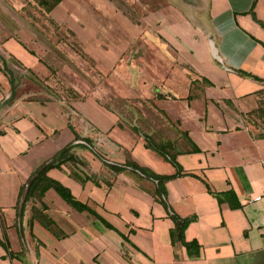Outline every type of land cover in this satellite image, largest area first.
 Wrapping results in <instances>:
<instances>
[{
  "label": "crops",
  "instance_id": "1",
  "mask_svg": "<svg viewBox=\"0 0 264 264\" xmlns=\"http://www.w3.org/2000/svg\"><path fill=\"white\" fill-rule=\"evenodd\" d=\"M0 6L9 3L0 0ZM151 27L153 32L137 34L139 44L145 40L152 47L150 61L128 52L132 41L124 30L118 45L100 53L92 51L91 37L72 30L87 55L103 63L121 97L147 90L154 113L165 115L175 125L171 132L185 137L187 149H173L179 169L160 164L157 153L145 147L138 122H154L141 116L137 124L128 122L101 104L99 95L17 94L5 101L12 87L0 63V215L12 225L21 186L35 167L75 143V134L89 137L112 161L131 159L157 174L178 171L164 183L167 205L155 194L154 182L131 169L113 171L77 146L74 153L86 162L78 171L95 180L74 178L70 164L46 174L114 229L55 196L64 214L71 211L68 219L43 199L55 232L35 219L31 235L26 206L23 247L9 244L20 257L8 258L0 245V264H264V129L248 121L255 112L264 120V0H200L192 9L170 0L152 15ZM15 44L0 39V62L12 53L35 66ZM172 214L190 219L183 231L189 247L171 240ZM11 230L6 229L9 241Z\"/></svg>",
  "mask_w": 264,
  "mask_h": 264
},
{
  "label": "rangeland",
  "instance_id": "2",
  "mask_svg": "<svg viewBox=\"0 0 264 264\" xmlns=\"http://www.w3.org/2000/svg\"><path fill=\"white\" fill-rule=\"evenodd\" d=\"M4 1L9 3V7L0 6V39L4 41L12 39L17 43L15 45L27 51L35 62V66L29 68L12 53L5 55L6 63L0 62L13 78L16 86L15 95L29 94L28 98L60 96L85 98L89 94L99 95L101 104L111 107L128 122L137 124L141 121L136 118L137 116H141L144 121L148 120L149 124L154 122V126L150 125L151 127L138 122L140 130L145 131L142 132L143 139L146 136L147 141L153 144L164 142L167 146L166 151L170 154L175 148L187 149L183 142L185 137L171 132L175 125L167 120L165 115L160 117L158 113H154L151 99L147 97V90L142 94L137 92L133 97H121L117 90L119 88L109 85L105 75L107 69L103 63L87 55L86 49L72 30V28L76 30L83 38L91 37L92 51L97 53L113 43L118 45L119 33L124 30L128 42L132 41L128 52L141 55L143 60L145 58L146 61H150L153 56L152 47L145 40L139 44L137 34L141 29L153 32L152 15H158L170 0H62L60 3H57L59 0H47L46 3H40L39 0ZM179 1L188 9L194 8L200 2ZM55 4L51 10L50 6ZM137 48L138 53L135 52ZM248 121L253 126L264 129V120L256 112L249 116ZM84 122L82 121L83 124ZM148 131L152 133H146ZM157 156L160 164L168 162L160 154L157 153ZM79 157L83 159L82 156ZM83 160L81 161L85 162ZM50 192L41 200L36 198L29 201L27 208L45 210L47 208L43 201L45 199L55 209L54 213L64 214V205L62 207L60 205L62 203L54 202L57 200L56 197L61 202L64 201L54 190ZM69 213L71 211L67 209L64 214L68 219ZM22 218L15 217L12 225L7 226L4 217L0 215V238H3L4 231L12 247L17 245L23 247ZM8 227L12 229L9 233L10 241L6 231Z\"/></svg>",
  "mask_w": 264,
  "mask_h": 264
},
{
  "label": "trees",
  "instance_id": "3",
  "mask_svg": "<svg viewBox=\"0 0 264 264\" xmlns=\"http://www.w3.org/2000/svg\"><path fill=\"white\" fill-rule=\"evenodd\" d=\"M47 0H39L40 3H46ZM57 1V3H59ZM56 6H50V9L52 10ZM5 72L9 76V82L12 87V92L5 101L11 100L14 95V81L11 77V74L9 71L5 69ZM264 92V90L262 91ZM261 92V93H262ZM145 147L150 148L151 150L155 151L156 153L160 154L162 157H164L168 162H170L173 166H175L177 169H179V166L175 160L174 153L170 154L166 151V144L159 143V144H153L151 142L147 141V137L144 136ZM75 140H81L82 143H69L59 149L50 159L44 161L37 167L33 169V172L31 174V177L28 179L26 184H23L20 188L19 192V198L17 200V204L15 206V217L20 218L23 216L24 210L26 208V205L29 201H32L34 199L41 200L46 191L49 189L54 190L59 197L65 201L67 204H69L71 207L75 208L79 212L85 211L88 214L93 215L95 218L99 219L107 228L114 229V227L104 220L99 214H97L91 207H89L86 203H83L79 200H77L71 193L70 189L66 186H64L62 183H60L58 180L53 179L49 176H47V171L51 168H60L63 164H70L75 169H71L70 173L71 175L78 179L79 181L83 182L88 179L95 180V176L93 174H87L84 172H79L78 169L80 167L86 166V162H82L78 155H76L73 151V149L77 146L84 148L91 153H93L100 161L113 171H122V170H138L141 174H139L141 177L148 179L155 183V194L160 198L161 202L165 205L166 201L164 200L166 190L164 183L168 179L175 177L179 175V172H175L174 174H157L150 170L147 167H143L138 165L136 162H134L131 159H127L124 163H119L112 161L105 156L99 154L96 149L94 148L93 141L89 137H81L77 134H75ZM193 150H196L197 148H192ZM81 159V160H80ZM82 164L80 163V161ZM84 161V160H83ZM85 164V165H84ZM96 182V181H95ZM30 217L27 220V226L29 229V232L31 234V229L33 225V221L36 219L38 220L43 226H45L47 229L55 232L53 225L55 224L54 220L43 210V208H36L32 207L30 208ZM175 226L173 229L170 230V238L177 239L179 242L183 243L186 247H189L192 242H187L183 238V231L188 225L190 219L188 218H182L175 214H172ZM32 235V234H31ZM6 233L3 231V238H0V245L4 248L6 255L8 258H18L20 257V252H13L10 250L9 242L6 238ZM196 250H197V244L195 243ZM4 258V257H3Z\"/></svg>",
  "mask_w": 264,
  "mask_h": 264
},
{
  "label": "water",
  "instance_id": "4",
  "mask_svg": "<svg viewBox=\"0 0 264 264\" xmlns=\"http://www.w3.org/2000/svg\"><path fill=\"white\" fill-rule=\"evenodd\" d=\"M75 143H82V141L81 140H77ZM136 172H138L139 174H141L140 171H138V170H136Z\"/></svg>",
  "mask_w": 264,
  "mask_h": 264
},
{
  "label": "built area",
  "instance_id": "5",
  "mask_svg": "<svg viewBox=\"0 0 264 264\" xmlns=\"http://www.w3.org/2000/svg\"><path fill=\"white\" fill-rule=\"evenodd\" d=\"M255 199H256V200H258V199H259V197H256Z\"/></svg>",
  "mask_w": 264,
  "mask_h": 264
}]
</instances>
